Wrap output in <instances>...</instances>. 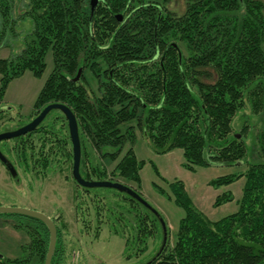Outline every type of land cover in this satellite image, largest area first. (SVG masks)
Instances as JSON below:
<instances>
[{"label": "trees", "instance_id": "obj_1", "mask_svg": "<svg viewBox=\"0 0 264 264\" xmlns=\"http://www.w3.org/2000/svg\"><path fill=\"white\" fill-rule=\"evenodd\" d=\"M171 1L98 0L93 10L91 0H30L25 15L33 28L19 53L0 59V96L12 79L27 70L41 76L46 55L52 51L54 69L35 101L36 115L53 102L72 109L78 120L81 170L86 178H122L142 186L140 171L146 161L137 157L134 148L127 150L111 174L92 154L97 149L114 160L125 140L134 141L137 128L157 153L181 148L183 165L189 170L209 166L212 160L237 166L238 171L210 181L221 187L245 178L239 209L218 220L209 219L196 207L183 181L171 183L174 201L184 215L172 245L168 230L167 244L156 263L264 264V161L248 160V127L243 132H235L233 127L247 102L255 113L264 114L262 4L256 0H185L184 13L177 14ZM0 14L4 25L14 24L12 0H0ZM80 68L81 79L76 80ZM208 69L214 73L210 82L205 80L210 77ZM53 116L64 120L67 131L54 130L56 124L48 123ZM35 139L39 141L37 150ZM13 141L17 156H9L15 163L44 177L52 170L70 176L72 140L61 110L51 111L33 132ZM257 141L264 155V127ZM108 146L116 150L110 152L105 149ZM90 194L97 200L95 223L112 225L124 237L129 258L146 251L151 238L163 241L159 218L116 188L82 187L74 196L82 210L79 213L86 211L82 208L84 196ZM231 200L232 193L224 192L214 206ZM90 217L91 222L92 214ZM30 220L36 234L31 253L16 258L0 254V264H44L49 229L38 219ZM63 220L62 227L56 225L52 264H62L60 250H67L65 263L71 262L74 246L66 240L64 216Z\"/></svg>", "mask_w": 264, "mask_h": 264}, {"label": "rangeland", "instance_id": "obj_2", "mask_svg": "<svg viewBox=\"0 0 264 264\" xmlns=\"http://www.w3.org/2000/svg\"><path fill=\"white\" fill-rule=\"evenodd\" d=\"M29 1L30 0H12L13 14L15 16L14 24L10 23L4 25V16L0 14V59L15 56L24 47L26 36L33 28L32 20L25 15ZM256 1L262 4V11L264 13V0ZM170 4L171 9H174L177 14L184 13L186 8L185 0H172ZM52 53L53 52L50 51L46 55V67L41 76H36L32 71L27 70L24 74L15 77L9 82L3 96H0V114L2 116L0 118V129L15 130L31 121L36 115L37 110L34 106L35 101L54 69V58ZM208 72H210V77H206L205 80L210 82L214 79V73L210 69H208ZM87 77L88 79L90 78L89 74H87ZM1 86L0 74V89ZM52 119L53 122L50 120L48 123L56 124V129L53 127L54 130L67 131L64 126V120L60 121L54 116ZM244 126L248 127V132H246V134L244 133L248 144V160L254 162L264 161V155H262L259 149L260 144H258L257 141V134L259 131H263L264 114L262 112L255 113L249 102H247V106L236 115L233 121L235 132H243ZM134 135V141L133 139L124 141L120 152L116 155L114 160L106 159L97 149H93L92 151L93 160L110 174L120 158L130 148H134L139 159L146 161L144 167L140 171L142 186L138 187L135 182H128L122 178H119L117 181L126 183L140 190L143 197L163 215L167 222L171 245L174 244L180 220L184 215L183 208L174 201L171 188V183L176 180L184 182L186 191L192 198L196 207L211 220L221 219L239 209L238 202L243 194V187L245 184L244 177L236 180L230 185L221 187H214L210 184V181L215 177L238 171L239 169L237 166H230L212 160L209 166H199L196 170H189L183 165L184 155L181 148H176L167 153L160 154L155 151L154 146H152V143L140 128L136 129ZM35 143H37L35 144L37 146L33 145V147L37 150L39 146L38 139H35ZM9 145V149H11V152L15 156L10 153L9 155L15 158L17 156V145L15 142L11 139L9 142L2 143L3 147ZM11 145H15L14 148ZM29 148H32V146L28 147V149ZM105 149L110 152L116 150V148L114 150V147L111 146ZM24 167L18 164L21 176V179H19L21 182H19L11 173H8L4 165L0 162L1 206L24 207L43 212L51 217H56L66 209L67 213H63V216L69 227H63V229L64 231H68V234L64 232V234L67 235V241L73 239L71 235H76L77 228L79 227L80 229L82 226L81 223H84V220L87 219L86 223L95 225L96 220L93 214L94 202H97V200L94 199L93 194L84 196V205H82V208L86 209V211L81 212L80 215L78 214L77 216L72 210L73 208H71L72 205L76 206L75 199L72 195L79 193L82 187L77 186L74 181L69 180L68 177L65 179V175L59 172H54L47 182H43L37 177L36 173H31L29 175L27 168ZM30 172L34 171L31 170ZM94 178L93 180H97L96 177ZM160 188L166 193L160 192ZM224 192L232 193L233 200L223 203L220 206H214L217 196ZM169 194L171 198L168 196ZM88 212H90V214H88ZM101 212H104V209H102ZM91 214L93 221L91 220L90 222L89 219H91ZM0 215L9 219L21 220L25 224L30 221V218L21 214L1 213ZM58 224L61 227L64 225L63 221H59ZM77 225L79 226L77 227ZM7 229L9 231V233H7L9 236L8 241H0V250L5 252V257L23 256L32 251L31 246L34 238H36V234H32L26 225L21 228L20 231L14 230L10 226H7ZM2 234L3 230L0 228V235ZM19 242H29L30 249H26L25 246L23 248L18 247ZM75 244L76 248L79 247L77 251L81 252L84 259H86V261L84 260L85 264H148L160 250L162 239L161 237L151 238L146 251L138 255L132 254L133 256L131 258L126 257L128 254L127 251H125L126 245L124 237H122L121 234L117 235L112 233L107 226H103L98 237L95 236L94 229L90 231V233L85 234L79 243H73L71 245ZM134 251L135 249L131 250V253Z\"/></svg>", "mask_w": 264, "mask_h": 264}, {"label": "water", "instance_id": "obj_3", "mask_svg": "<svg viewBox=\"0 0 264 264\" xmlns=\"http://www.w3.org/2000/svg\"><path fill=\"white\" fill-rule=\"evenodd\" d=\"M98 0H91L92 9L94 10L95 6L97 5ZM119 20H122V16H119ZM82 72V68L79 69L76 79L80 78ZM53 110H61L68 121L70 136L73 145V177L77 181V183L86 188H101V187H109V188H116L120 191H123L129 194L131 197L136 199L138 202L143 204L145 207L150 209L160 220L163 230V241L160 250L153 258L156 260L159 256L160 252L164 249L165 245L167 244L168 240V226L161 215V213L152 206L141 194H139L134 188L130 187L129 185L119 182V181H110V180H87L85 179L81 172H80V163H81V156H82V149H81V140H80V133H79V125L78 120L72 109L65 103L61 102H53L46 105L40 113L29 123L19 127L15 130H10L9 132H1L0 133V142L6 139L19 137L24 135L28 132L34 131L47 117V115ZM0 161L4 163L10 173L17 177V170L12 163V161L2 152L0 149ZM7 213V214H21L27 217L35 218L43 223L48 227L50 233L49 245L48 250L45 258L44 264H52L53 256L57 246L58 240V230L55 224V220L40 211H35L32 209H27L24 207H16V206H1L0 205V214ZM152 260V261H153ZM151 261V262H152ZM150 262V263H151ZM149 264V263H148Z\"/></svg>", "mask_w": 264, "mask_h": 264}, {"label": "flooded vegetation", "instance_id": "obj_4", "mask_svg": "<svg viewBox=\"0 0 264 264\" xmlns=\"http://www.w3.org/2000/svg\"><path fill=\"white\" fill-rule=\"evenodd\" d=\"M120 16V15H119ZM119 16H118V19H119ZM122 16V15H121ZM122 19H123V16H122ZM78 74V73H77ZM77 74H76V77H77ZM76 77H75V79H76ZM81 79V75H80V78L79 79H76V80H80ZM40 113V112H39ZM38 113V114H39ZM37 114V115H38ZM37 115H35L33 118H32V120L37 116ZM30 122V121H29ZM28 122V123H29ZM27 124V123H26ZM25 125V124H24ZM10 130H7V129H5V130H2V128L0 129V133L1 132H9ZM31 132H33V131H31ZM28 133H30V132H28ZM28 133H26V134H24V135H21V136H19V137H22V136H26ZM19 137H15V138H10V139H6V140H3V141H1L0 142V149L2 150V152L12 161V163L14 164V166H15V168H16V170H17V172H18V174H17V177H15L17 180H19V179H21V176H20V173H19V169H18V164H21V163H15L11 158H10V156H9V153H10V150H9V147H10V145L9 146H2V143L3 142H9V141H11V139L12 140H15L16 138H19ZM13 148H14V145H11ZM11 147V148H12ZM72 151H73V145H72ZM73 153V152H72ZM1 162V161H0ZM42 162H44V161H42ZM3 165H4V163L3 162H1ZM73 163H74V159H73V156H72V167H71V174H70V176L68 177V179L69 180H73L74 181V183L77 185V186H80V187H83V186H81V185H79L78 183H77V181L74 179V177H73ZM22 165V164H21ZM81 165H82V157H81V163H80V172H81V174H82V176L85 178V179H87V180H92V179H88V178H86L84 175H83V172H82V170H81ZM23 167H24V165H22ZM4 167L6 168V170L8 171V173H10V171L7 169V167L4 165ZM26 167V166H25ZM24 167V168H25ZM31 170H28V174L30 175L31 173L32 174H35V172H30ZM54 172H52L51 171V173L46 177H44L43 175H41L40 173H38V175H37V177H39V179L41 180V181H43V182H47V180L48 179H50V177H51V174H53ZM55 173H57V172H55ZM12 175V174H11ZM35 179H37V178H35ZM65 179H66V177H65ZM39 180V181H40ZM19 182H21V180H19ZM83 188H86V187H83ZM77 194V193H76ZM88 194V193H87ZM74 194L72 195V197L74 198ZM72 205V204H71ZM71 208H73L72 210L75 212V214L78 216V214L80 215V213H78L79 211H82V210H79V208L77 207V206H71ZM63 213H67V211H66V209H64V212ZM63 213H59L56 217H52L54 220H55V224L57 225V223L59 222V221H64L63 220ZM28 218H30V217H28ZM31 219V218H30ZM82 224V226L80 227V229H79V225H77V233H76V235H74V236H72L71 235V237L73 238V240H71V244H73V243H79L80 242V240H81V238H83V236L85 235V234H88V233H90V231H92V230H94L95 229V236L96 237H98L99 236V233L101 232V230H102V228H103V226H107L108 228H109V230L112 232V233H114V234H116L115 233V230H114V228L112 227V225H109V224H106V223H101V224H97V223H95V225H92V224H89V223H81ZM27 227H28V229H29V231L33 234V232H32V227H31V225H32V221L30 220L29 221V223H27V224H25ZM25 225H23V226H25ZM66 227H69V226H66ZM94 228V229H93ZM117 235H119V234H117ZM74 247H73V249H72V252L70 253V256H71V262L70 263H65V262H67V260H68V252H67V250H60L59 252H58V256L60 257V260H61V262H62V264H85L84 262L86 261V259H84V257H83V254L81 253V252H78L77 250H79V247L78 248H76V244L75 245H73ZM27 249H30V245H29V243L27 244ZM31 252H29L27 255H29ZM126 257H128L127 255H126ZM85 260V261H84ZM153 260V258L151 259V261ZM150 261V262H151ZM149 262V264H157L156 263V260H153L151 263Z\"/></svg>", "mask_w": 264, "mask_h": 264}, {"label": "crops", "instance_id": "obj_5", "mask_svg": "<svg viewBox=\"0 0 264 264\" xmlns=\"http://www.w3.org/2000/svg\"><path fill=\"white\" fill-rule=\"evenodd\" d=\"M21 222H22L21 220L9 219L7 217H3L0 215V226H1L0 228H2V230H3V234L0 235V241L1 242H7L8 241L9 236L7 235V233H9V231L7 229V226H10L14 230L20 231L21 228L24 227L23 225L20 224ZM11 231H13V230H11ZM28 234H29V232H28ZM29 242H26V243L19 242L18 247H21V248H23L24 246L26 247ZM0 254L2 256L6 255L5 252H2L1 250H0ZM21 256L22 255L15 256V257L7 256V258H16V257H21Z\"/></svg>", "mask_w": 264, "mask_h": 264}]
</instances>
